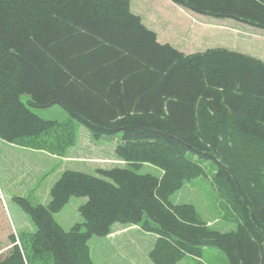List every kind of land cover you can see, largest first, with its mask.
<instances>
[{
    "label": "trees",
    "instance_id": "trees-1",
    "mask_svg": "<svg viewBox=\"0 0 264 264\" xmlns=\"http://www.w3.org/2000/svg\"><path fill=\"white\" fill-rule=\"evenodd\" d=\"M169 1L264 30V0ZM22 95L33 108L58 106L96 139L120 135L115 153L126 167L65 171L47 206L18 199L35 232L11 234L0 264H93L89 241L115 224L156 235L153 264H178L206 247L227 264H264V62L224 48L185 55L160 44L130 0H0V139L55 155L73 144L69 128L66 140ZM203 162L239 219L235 231L212 230L192 206L170 202L203 174ZM144 164L160 178L137 173ZM71 197L87 201L83 222L65 231L54 214Z\"/></svg>",
    "mask_w": 264,
    "mask_h": 264
},
{
    "label": "rangeland",
    "instance_id": "rangeland-1",
    "mask_svg": "<svg viewBox=\"0 0 264 264\" xmlns=\"http://www.w3.org/2000/svg\"><path fill=\"white\" fill-rule=\"evenodd\" d=\"M130 10L156 34L158 42L169 44L184 54L224 48L264 62V30L230 19L196 15L169 0H130ZM20 100L41 119L58 123L59 135L65 134L66 140L69 128L74 142L55 155L33 153L31 149L0 139V260L10 251L11 234L23 237L35 232L34 224L17 203L18 199L47 206L50 189L65 171L97 175L99 169L126 167L115 153L121 142L120 135L96 139L58 106L37 109L28 105L30 96L22 95ZM45 138L46 135H42L38 141ZM54 138H57L56 133ZM202 167L203 174L185 183L170 197V202L192 206L199 221L212 230L235 231L239 219L231 205L220 197L213 181L215 168L208 162H203ZM137 173L157 178L162 175V171L148 164L142 165ZM86 201L84 197H71L65 207L54 214L55 221L65 231L81 224L79 208ZM155 241L156 235L142 231L139 226L115 224L108 236L91 238L90 257L93 264H153L149 254ZM40 264L51 263L46 260ZM178 264H227V260L220 250L206 247L200 256H186Z\"/></svg>",
    "mask_w": 264,
    "mask_h": 264
},
{
    "label": "crops",
    "instance_id": "crops-1",
    "mask_svg": "<svg viewBox=\"0 0 264 264\" xmlns=\"http://www.w3.org/2000/svg\"><path fill=\"white\" fill-rule=\"evenodd\" d=\"M135 15V14H134ZM158 41V40H157ZM160 43V42H159ZM160 44H163V43H160ZM172 47V46H171ZM175 49V48H174ZM177 50V49H176ZM178 51V50H177ZM180 52V51H179ZM182 53V52H181ZM184 54V53H183ZM193 54V53H192ZM185 55H190V54H185ZM21 148V147H20ZM23 149H27V148H23ZM31 151L33 153H36V151H39V150H34V149H31ZM41 152H45V151H41ZM46 153V152H45Z\"/></svg>",
    "mask_w": 264,
    "mask_h": 264
}]
</instances>
